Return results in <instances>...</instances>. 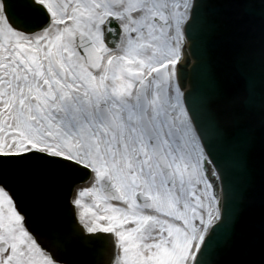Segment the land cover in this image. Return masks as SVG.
Wrapping results in <instances>:
<instances>
[{"label": "snow or ice", "instance_id": "6c2138e0", "mask_svg": "<svg viewBox=\"0 0 264 264\" xmlns=\"http://www.w3.org/2000/svg\"><path fill=\"white\" fill-rule=\"evenodd\" d=\"M0 264H264V0H0Z\"/></svg>", "mask_w": 264, "mask_h": 264}, {"label": "water", "instance_id": "95a60500", "mask_svg": "<svg viewBox=\"0 0 264 264\" xmlns=\"http://www.w3.org/2000/svg\"><path fill=\"white\" fill-rule=\"evenodd\" d=\"M250 39V33L248 25L245 21H241V26L239 30L234 35L225 36L217 44L215 49L216 55L219 59H227L235 54V52L245 45ZM193 56L196 58L197 53L192 52ZM190 76L193 89L197 87H205V81L203 80L202 70L198 66V62L194 65L192 70L186 68V79ZM220 157L227 164L229 160V151L227 146H222L220 149ZM259 211L256 210L254 213V218L258 219ZM105 241H91L83 244L80 248V255L87 260L95 259L99 254H101L105 249Z\"/></svg>", "mask_w": 264, "mask_h": 264}]
</instances>
